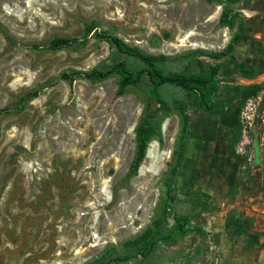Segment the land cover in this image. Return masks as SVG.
I'll return each instance as SVG.
<instances>
[{"label": "rangeland", "instance_id": "374dc122", "mask_svg": "<svg viewBox=\"0 0 264 264\" xmlns=\"http://www.w3.org/2000/svg\"><path fill=\"white\" fill-rule=\"evenodd\" d=\"M90 23L163 73L205 75L219 62L217 106L168 83L157 99L145 76L122 90L115 72L59 79L145 66ZM55 37L77 41L30 46ZM0 264H264V0H0Z\"/></svg>", "mask_w": 264, "mask_h": 264}, {"label": "trees", "instance_id": "16d2710c", "mask_svg": "<svg viewBox=\"0 0 264 264\" xmlns=\"http://www.w3.org/2000/svg\"><path fill=\"white\" fill-rule=\"evenodd\" d=\"M229 2L235 3L239 0H227ZM97 26L94 23H90L86 26L87 30H95L96 35L100 38H103L110 42L112 46H114L119 52L133 56L141 60L145 66L139 70L131 71L127 68L123 61L116 62L109 69L101 70V69H92L89 71H72V72H62L59 74V79L66 80L69 84H71L75 78L84 77L88 79H103L107 77L109 74L115 72L119 74V86L122 90L124 87L137 83L142 76L147 77L150 82L153 84L152 94L157 99H159V94L157 91V87L161 84H172L178 86L183 89H187L193 91L200 96L201 106L204 110L210 111L217 106V101L214 99L217 90H218V75L221 69V64L219 62H215L209 65L208 70L205 75H187L178 72L172 73H163L156 67V57L150 54L143 53L138 48L130 46L125 41H123L118 36L110 33L107 30H97ZM244 32V26L241 23L239 30L234 34L231 39L232 44H236L242 37ZM77 41L76 37H55L51 39L46 44H30L33 48H44L50 50L60 49L66 46L71 45ZM232 46L228 49L223 50L221 54L215 55L214 58L218 59L222 55H225L228 50H230ZM39 90L35 89L25 93L20 98V104L24 105L27 101L33 99L38 95ZM183 133L180 137V149L178 154L175 157L174 164L172 167L173 174L176 173V170L182 164V160L185 152V144L186 140L189 137V128L187 126V116H184L183 119ZM150 126L145 124L138 128L137 130V149L134 160L130 166L129 174L135 173L141 164L144 156H145V148H146V134L149 132ZM184 218L180 216H175V226L178 230L179 234L184 233ZM154 245L153 240H148L144 245L140 248L139 253L142 257L146 256L147 253L150 252L151 248Z\"/></svg>", "mask_w": 264, "mask_h": 264}]
</instances>
